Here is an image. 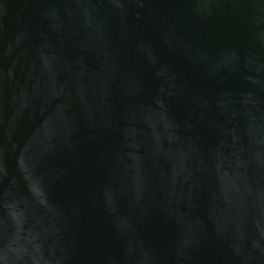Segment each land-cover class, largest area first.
I'll use <instances>...</instances> for the list:
<instances>
[{
  "label": "water",
  "instance_id": "95a60500",
  "mask_svg": "<svg viewBox=\"0 0 264 264\" xmlns=\"http://www.w3.org/2000/svg\"><path fill=\"white\" fill-rule=\"evenodd\" d=\"M0 264H264V0H0Z\"/></svg>",
  "mask_w": 264,
  "mask_h": 264
}]
</instances>
